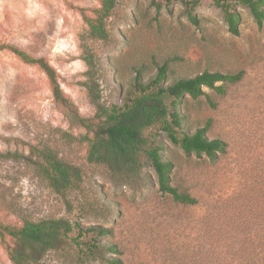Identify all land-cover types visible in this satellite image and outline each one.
<instances>
[{
  "label": "rangeland",
  "instance_id": "obj_1",
  "mask_svg": "<svg viewBox=\"0 0 264 264\" xmlns=\"http://www.w3.org/2000/svg\"><path fill=\"white\" fill-rule=\"evenodd\" d=\"M185 1L198 24L189 20ZM154 2L119 0L107 22L108 37L98 40L87 34L83 15L92 14L99 0H0V43L46 60L62 98L54 99L37 65L0 49V226L18 227L26 217H65L83 227H109L111 234L101 241L115 244V256L125 264H185L184 253L193 255L197 235L212 220L227 219L235 206L257 200L264 189L255 181L264 175V23L237 6L241 21L233 35L213 0ZM165 62L167 83L203 70L244 72L225 94L205 87L179 105L190 131L210 120L208 137L227 142L217 159L186 154L163 132L155 137L174 164L171 184L197 197L194 205L161 193L151 168L143 169L137 183L121 185L106 165L86 159L85 136L97 123V105L122 103L137 71L148 80ZM32 144H46L76 165L79 183L54 192L26 159ZM76 234L72 230L55 248L36 253L32 264H77L76 242L94 232ZM14 245L8 235L0 236V264H13L8 250Z\"/></svg>",
  "mask_w": 264,
  "mask_h": 264
},
{
  "label": "trees",
  "instance_id": "obj_2",
  "mask_svg": "<svg viewBox=\"0 0 264 264\" xmlns=\"http://www.w3.org/2000/svg\"><path fill=\"white\" fill-rule=\"evenodd\" d=\"M119 0H99L92 14H84L87 34L92 39L104 40L109 31L107 22ZM153 3L154 0H152ZM222 14L228 31L239 34L241 13L237 6L246 8L258 24L264 23V0H213ZM188 18L194 24L198 19L193 5L184 2ZM190 4V5H189ZM159 8V5H157ZM0 49H8L25 63L37 65L47 76L53 97L60 100L61 90L56 82L54 68L43 58L33 57L15 46L0 43ZM87 73L93 67L92 57L85 58ZM242 70L230 73L203 70L191 76H182L171 82L166 81L167 63L157 65L155 74L148 80L141 78L137 71L133 77L132 91L122 103L109 102L97 105V123L91 136L86 135V159L104 164L110 171L113 182L121 185L137 183L144 179L145 167L151 168L156 176L158 190L169 195L173 201L194 205L199 199L171 184L174 164L164 156L162 146L155 140L159 132L165 133L170 142L184 153L205 155L215 160L226 151L227 142L219 137L209 138L207 129L210 120L190 131L186 126V115L179 105L185 96L197 98L209 88L219 95L226 93L227 86L243 78ZM211 107L215 103L208 98ZM156 129L155 133L149 132ZM2 156V153H0ZM26 159L35 173L46 180L56 193H63L76 186L81 180L80 169L58 155L46 144L29 146ZM257 178V179H256ZM264 183V175L255 177ZM72 230L77 237L94 232L89 240L76 242L77 264L101 260L106 264H125L115 256L119 253L115 244L101 241L111 234L109 227L93 225L83 227L65 217L23 218L18 227L0 226V236L8 235L15 243L8 250L13 264H32L36 253L53 249ZM198 248L192 256L184 253L185 264H262L264 261V189L256 201H246L234 207L231 216L222 221L212 220L208 231L197 235ZM81 245V246H80ZM110 254V255H107ZM183 264V263H182Z\"/></svg>",
  "mask_w": 264,
  "mask_h": 264
}]
</instances>
